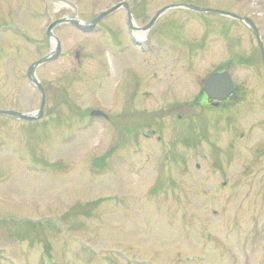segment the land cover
<instances>
[{
    "label": "rangeland",
    "instance_id": "1",
    "mask_svg": "<svg viewBox=\"0 0 264 264\" xmlns=\"http://www.w3.org/2000/svg\"><path fill=\"white\" fill-rule=\"evenodd\" d=\"M116 1L0 0V109H38L40 94L25 73L52 49L45 36L51 21L74 15L86 21ZM176 3L251 19L264 47V0H153V10ZM187 14L196 24L191 17L200 15ZM115 17H106L104 25ZM201 20L210 22L206 36L216 37L206 50V68L232 53L259 55L254 36L239 21L208 14ZM53 34L60 54L35 72L47 89L42 117L22 122L0 115V264H264V80L258 65L232 71L249 90L242 107L207 115V132L220 141L230 137L232 155L222 148L200 157L201 142L193 134L198 118L190 129L170 121L175 135L168 141L185 145L188 176L173 173L178 184H168V158L150 156L146 143L120 140L106 120L80 114L119 111L116 60L107 42L98 50L101 33L62 24ZM92 52L97 54L90 62ZM192 86L189 81L188 90ZM59 88L68 99L52 106ZM156 88L160 96V80ZM141 121L169 127L161 117ZM126 145L136 153H123ZM106 150L112 153L103 157ZM201 163L202 172L196 168Z\"/></svg>",
    "mask_w": 264,
    "mask_h": 264
},
{
    "label": "flooded vegetation",
    "instance_id": "2",
    "mask_svg": "<svg viewBox=\"0 0 264 264\" xmlns=\"http://www.w3.org/2000/svg\"><path fill=\"white\" fill-rule=\"evenodd\" d=\"M152 3L153 0H117L116 3L104 9L108 10L118 4L115 10L97 22L93 31L90 32L91 34L94 31L101 33L102 41L98 45V50L107 42V52L115 57L119 74L117 84L120 92L119 111L113 115L105 112L100 118L106 120L110 128H117L120 140H124V137H131L136 144L144 145L146 143L147 146L149 145L148 148L145 144L144 151L149 152L150 156L168 158L166 160V168L169 170L166 172V176H169V178L167 176L168 184H178V180L172 174L182 171L186 177L188 176L186 166L188 162L185 161L187 150L184 144L179 146L175 141L171 145L169 144L168 139L175 135L174 127H170V121L172 123L185 122L190 129L193 121L198 118L199 127H197V131L194 130L193 134L201 142L200 157H206V154L209 155L214 149L222 148L225 149L226 154L228 153L227 156L232 155L235 153V147H233L230 137H225L224 141H220V138L216 139L213 133L210 135L207 132L209 129L206 121L207 115L213 111H222L228 114L231 110L242 107L241 104L249 96V90L244 84H239L233 78L232 71L236 67L244 65L253 70V67L258 65L264 80V63L260 53L259 55L249 54L246 57L232 53L224 60H210L211 63L206 68L203 63L206 59V50L207 48L211 49V41L216 40V37L212 39L206 36V25L210 22L201 20V11L179 6L174 9H180V13H170L174 10L171 9L155 18L157 12L168 4L160 5L153 10ZM179 4L185 5V3ZM185 12L199 14L200 16L197 18L191 17L197 20V23L194 24L191 21L190 25L187 19L189 15H183ZM112 15L116 16L115 20L104 25L105 18ZM217 23L219 25V22ZM118 25L120 28H117ZM218 25L217 27H219ZM95 54L97 52L90 54V62L91 56H95ZM78 55L76 53L75 57L78 58ZM246 60L249 64L242 62ZM225 70L230 73L233 91L224 99L207 94L204 88L206 78L212 73ZM190 74H194L192 80H189ZM158 80L164 86L159 93L160 96H158L156 88ZM189 81L193 85L191 90H188L187 87ZM262 88L264 89V86ZM45 91L47 92L46 88ZM54 94L56 95V92ZM159 97L161 100L156 101ZM250 102V104L253 103ZM89 110V114L92 111L93 113L99 112L98 110L102 111L99 108ZM149 117L152 119L161 117L164 122L166 119L169 121L167 122L169 127H163L162 122L160 127H153L147 121H141V118ZM100 118L91 117L89 119ZM189 136L187 134L186 138ZM240 136L242 137L243 134L241 133ZM180 137L184 138L183 131H181ZM126 146L122 148L123 153L131 151L136 153L130 145ZM106 151L103 156H107L105 155ZM174 155L178 159L174 162L169 161V157ZM157 167L160 168L157 171L160 178L159 171L163 173L164 167L161 163L157 164ZM203 167L202 163L201 167L196 165V168L201 169V172L204 171ZM209 170L212 173L217 170L213 160L209 164ZM158 182L155 181L154 184ZM203 182L205 183V181ZM181 183L184 182L181 181ZM162 197L166 199V196Z\"/></svg>",
    "mask_w": 264,
    "mask_h": 264
},
{
    "label": "water",
    "instance_id": "3",
    "mask_svg": "<svg viewBox=\"0 0 264 264\" xmlns=\"http://www.w3.org/2000/svg\"><path fill=\"white\" fill-rule=\"evenodd\" d=\"M173 6L174 5L166 6L163 9L159 10L157 12L155 18L159 14H161L162 12L166 11L167 9H169ZM183 6L194 9V10H198L201 12H207V13H213V14L228 16V17L242 21L252 31V33L256 37L257 42H258V46L260 48L262 58L264 61V51H263L260 35H259L257 28L255 27V25L253 24V22L251 20H249L248 18H245V17L238 16L232 12L225 11V10L210 9V8H199V7H195L192 5H183ZM116 7H117V5L112 7L109 10H106V11L96 15L90 21H80L75 16L63 17V18H59V19L52 21L47 26L46 31H45V35L48 38L54 39V41H55L54 47H52V49L50 51H48L45 55L41 56L40 58L35 60L33 63H31L27 69V72H26L28 80L35 85V87L38 89L40 96H41V101H40V105H39L38 109L36 111L28 112V113H22V112H18V111L11 110V109H0V114L14 116L18 119L25 120V121L35 120L36 118L40 117V115L42 114V111H43V107H44L45 96H44V89H43L41 83L39 82V80L37 79V77L35 75V70L38 66L55 60L60 53V47H61L60 42L53 35V32H52L53 28L56 25L61 24V23H69V24H72L73 26H75L76 28H78L82 31H90L94 28L95 23L97 21L102 19L109 12L113 11ZM204 88H205L206 93L209 95H212V97H215L218 99H224L233 90V83H232V80L230 78L229 73L227 71H223L220 73H213V74L209 75L205 81Z\"/></svg>",
    "mask_w": 264,
    "mask_h": 264
},
{
    "label": "trees",
    "instance_id": "4",
    "mask_svg": "<svg viewBox=\"0 0 264 264\" xmlns=\"http://www.w3.org/2000/svg\"><path fill=\"white\" fill-rule=\"evenodd\" d=\"M59 100H67L66 99V96H62L60 93L56 94L54 97H52V103H56L58 102ZM67 102V101H66ZM69 102V101H68Z\"/></svg>",
    "mask_w": 264,
    "mask_h": 264
},
{
    "label": "bare ground",
    "instance_id": "5",
    "mask_svg": "<svg viewBox=\"0 0 264 264\" xmlns=\"http://www.w3.org/2000/svg\"><path fill=\"white\" fill-rule=\"evenodd\" d=\"M51 44L54 47V39L53 38H51Z\"/></svg>",
    "mask_w": 264,
    "mask_h": 264
}]
</instances>
